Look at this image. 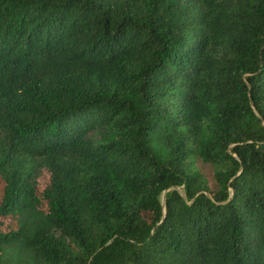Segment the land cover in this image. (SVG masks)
<instances>
[{
  "label": "trees",
  "instance_id": "obj_1",
  "mask_svg": "<svg viewBox=\"0 0 264 264\" xmlns=\"http://www.w3.org/2000/svg\"><path fill=\"white\" fill-rule=\"evenodd\" d=\"M0 264H264V0H0Z\"/></svg>",
  "mask_w": 264,
  "mask_h": 264
},
{
  "label": "water",
  "instance_id": "obj_2",
  "mask_svg": "<svg viewBox=\"0 0 264 264\" xmlns=\"http://www.w3.org/2000/svg\"><path fill=\"white\" fill-rule=\"evenodd\" d=\"M165 194H166V190L163 191V194H162V205H163V206H164ZM182 195H183V193H182Z\"/></svg>",
  "mask_w": 264,
  "mask_h": 264
},
{
  "label": "rangeland",
  "instance_id": "obj_3",
  "mask_svg": "<svg viewBox=\"0 0 264 264\" xmlns=\"http://www.w3.org/2000/svg\"><path fill=\"white\" fill-rule=\"evenodd\" d=\"M180 193H182V190L181 189H178Z\"/></svg>",
  "mask_w": 264,
  "mask_h": 264
}]
</instances>
